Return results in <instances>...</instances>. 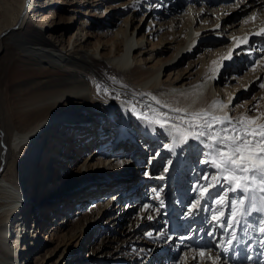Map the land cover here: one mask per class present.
Masks as SVG:
<instances>
[{
	"label": "bare ground",
	"instance_id": "bare-ground-1",
	"mask_svg": "<svg viewBox=\"0 0 264 264\" xmlns=\"http://www.w3.org/2000/svg\"><path fill=\"white\" fill-rule=\"evenodd\" d=\"M13 1L19 4L18 17L12 16V13H9L10 10L6 9L2 0H0V25L3 28L0 35V46L7 44L4 49L0 47V65L4 60L5 63L7 61L6 66L1 67V73L3 72V74H1L2 77L0 76V165L3 162L0 173V264H26L27 256L38 248L39 237L43 231L44 240L49 243H54V236L62 232V229L58 230L54 226L58 225L55 224V219L62 214L61 209H65L69 201L67 199L59 200L58 205L62 207L60 209L57 206L51 207L53 203L43 202L49 197V194L48 192L45 193V191L42 192L41 186L48 182L56 181V178H64L65 174L71 169V171L75 170L74 163H77V156L81 154V151L85 150L86 146H89L83 143L91 140L85 139L84 141V139H80L81 131L85 129L84 134L90 131L96 136V127L89 129L93 125L89 123L94 115L100 114L102 117H106L105 119L102 117L97 118H99L98 121L104 122L103 129L111 132L106 130L112 124H107L108 114L104 109L113 108L116 111L120 101L110 99L103 91L98 95L96 86L95 90L82 89L84 86L91 85L94 80L97 81V85L99 84L102 89L104 88L100 81L104 75L103 72L98 70L100 66H103L109 72L122 71L124 74L123 78L131 80L130 84H132L133 88L138 89L136 92L143 98L139 102H142L141 104L145 107L147 105L155 106L154 103L157 101V99L153 98L155 94L160 96L161 101L169 107L189 108L190 110L208 108L214 101L219 100L228 105L224 111L230 114V106L233 105L235 100V89L229 84L222 87H218L217 83L214 84L216 76L223 78L219 72L224 65L228 64L227 59L221 60V57L229 52H231L232 56L233 48L236 49L239 46H243L245 53L249 50L248 45L252 42L249 41L247 45L240 43L237 46V39L234 38L242 40L246 35L250 39L254 38L251 33L258 31L260 27H264V0H249V6H247L248 0H242L238 3L241 4V8L243 10L254 8L255 10L251 14L256 13L257 18L255 21L247 18L248 23L243 21L237 24L239 26L237 31L229 33L231 35V44L223 55L219 56L220 61H216L217 63L209 68L207 74H202L204 73L203 71L193 81H191V76L183 81V76L186 73L181 71L170 78L162 79V75L165 74V66H170L178 59L188 56L189 52L197 45L199 40L198 32L211 25L205 23L200 24L198 28H194L198 22L202 21L199 12L195 8L189 7L191 9L187 11V15L185 14V17L180 18L175 23V28L177 26L184 27L183 29L186 32L172 35V38H175L174 41L162 42L159 40L155 46L172 49L174 50L173 55L165 61L156 59L154 62L156 54L150 53L153 50L147 48L151 46L152 40L156 39L163 29L160 23L154 21L155 17L152 14L154 11H151L148 15H145V18L143 17L140 20L139 26L144 20L147 24L145 32L141 35L138 27L131 30L128 23L126 27L116 33L110 32L106 33L105 36H101L93 32V28L88 27V21L98 16L94 9L106 0ZM192 1L196 2L198 0ZM262 8L263 10H260ZM110 9L112 10V8H107V10ZM130 9H133V7ZM206 11H200V13H205ZM219 12L221 10H218V19L226 18V13L222 11L225 14L223 16ZM67 14H74V16H72V19L67 20L65 17ZM79 14L82 19L77 18ZM79 20L83 21L79 24ZM111 20H114V16L111 17ZM225 22L222 27L225 30H234V27H236L233 23ZM95 23L97 24L98 22L95 21ZM217 25L218 20L213 26L217 27ZM67 34H69V37L66 41ZM109 36L111 37L109 38ZM258 39L254 40V42H258V45L261 46L264 37H259ZM13 44L17 45L16 49ZM147 54L148 58L144 57ZM261 65L262 68L259 73L263 75L264 64ZM256 77L257 75L253 79ZM145 93L150 96V102L152 103L145 101L147 100L144 97L145 95H141ZM65 99H73L75 102L63 108L65 104L62 103ZM141 108L148 112L145 108ZM137 112L139 111L137 110ZM119 113L117 112L116 114L118 115ZM98 121H96L97 127H99ZM130 122L131 120H125L122 125L128 124L134 129L136 132V134L134 133L135 137L140 138L142 142L146 141L145 135L153 133V125L150 126L143 120L136 119ZM74 123L84 125V128L72 126ZM136 126L142 128L136 129ZM71 128L75 129V135H78V137H75L72 134L73 132L70 133ZM127 138L124 137L125 140H128ZM162 138H159V140H164V144L168 145L169 142L167 144V140ZM97 139V137L93 139L95 141L91 147V154L87 155L85 162L79 166L84 168L76 170V173L80 174L85 181H90L86 182L88 184L95 183L97 182L96 180L104 177H112L109 175L117 173L122 175L116 177L119 179L126 175V171L131 168L130 165L137 162L140 163L141 159H143V155L138 154L135 156L132 153L140 152L134 144L133 146H115L116 151L112 153L115 148L110 150L111 146L95 148L96 146L94 145ZM129 142L128 144L131 145L132 142ZM165 148L159 146L153 155L159 154L161 151L165 152L171 157L167 163H175L178 166L181 165V167L180 169L177 168L179 171H177L175 176L165 170L168 178L164 183H159L156 180L151 182V192L153 188V191L157 189V193L168 194L167 199L165 195L160 197L159 200L163 201V205L161 206L160 203V206L164 208V211H162L164 213L163 216L165 218L169 216V220H173L174 217L170 215L175 210L178 213L177 208H174L173 204L182 203L185 198L189 197H193L191 200L193 202L197 192L191 190L185 198H182L177 194L172 195L170 191L174 188H179V192H183L185 191L183 189L186 188L182 183H197L196 180H199V174L202 169L206 173L214 170L205 164L195 161L198 153L202 154L203 152V146L196 141H189L187 145L177 146L173 151ZM120 150L122 151L120 152L122 153V158L119 157L120 155H115ZM182 150H185L182 155L188 156V160L186 159L180 164L177 163V156L178 154L180 155ZM108 156L114 157L108 158ZM43 161H45L44 166ZM158 162L161 163V159ZM100 166H103L106 170L116 168L109 173L91 169ZM153 167L154 165L152 169ZM189 167H193L191 174L187 171ZM79 180L80 178L77 180L79 184L84 182V180ZM180 182L181 185L179 186ZM113 185L118 186L119 184L113 182L95 184L90 191L84 192L83 190L80 199L83 198L81 201H84L88 197L93 198L96 195L103 194L106 190L111 189L110 187ZM125 185L118 186L122 193L125 191ZM216 190L210 189L212 195ZM126 195L131 197V195L127 194V190L124 196ZM155 197V194H153L148 201H154ZM114 199L112 198L109 201L111 202ZM210 202L209 200L202 201L199 211L194 209L192 214L189 215L188 213L182 218L180 228L184 225L185 228L182 231L189 232V236L185 239L196 238L197 241L192 242V245L198 244L199 247H207L209 245L211 247L209 250L213 256L217 253L220 254L221 260L219 264H252L254 259L262 258L264 256V247L261 246L262 237L257 227L259 216L253 214L249 218L252 226L247 229H239L237 231L238 241L228 253H224L215 245L222 237L225 240L228 237L224 236L222 229L215 227L210 222V213L204 211V207L208 206ZM115 208L116 205L114 203L109 207L112 210ZM172 208H174V211H172ZM101 209L103 210L104 206ZM150 209V205L147 209L143 208L142 217L138 219L136 225L143 224V221L151 215ZM162 212L159 211L157 217L161 216ZM119 217V215L118 217L116 215L113 220L116 219L118 221ZM140 219L144 220L141 221ZM206 220L213 226L210 231L212 230L214 235L211 237L207 235L205 230V225L208 223ZM47 222L50 223L45 224ZM194 224L200 228L195 227ZM161 238V234L151 237V243L147 242L145 247L139 248L137 255L139 256L138 252L144 253L147 244L152 248L154 239L160 240ZM199 239H201L200 242H198ZM222 246L228 247L226 243ZM196 253L192 252V255ZM60 255L56 262H50L49 264H66L68 261L67 256H63L62 259ZM236 255H239L240 261L237 260ZM226 258L233 263L226 261ZM35 264H38V262ZM203 264H211V261L205 260Z\"/></svg>",
	"mask_w": 264,
	"mask_h": 264
},
{
	"label": "rangeland",
	"instance_id": "rangeland-1",
	"mask_svg": "<svg viewBox=\"0 0 264 264\" xmlns=\"http://www.w3.org/2000/svg\"><path fill=\"white\" fill-rule=\"evenodd\" d=\"M129 1V2H128ZM137 1V2H136ZM106 0L104 3L99 5L96 9V13L98 16L92 18L88 21V27L93 28V32L101 36H105L106 33L110 32H118L126 25L130 24V29L133 30L135 27H138L139 34H143L145 32L147 24L145 20L140 24V20L145 15H148L151 11H154L153 17H155L154 21L156 23H160L163 27L162 31L157 35L156 39L152 40L151 46H148L147 49L153 50L150 53H155V59L166 60L169 59L174 50L155 47L159 40L164 41H174L175 38H172V35H178L180 33L186 32L184 27L177 26L175 28V23L181 18L187 15V11L192 8H195L196 11L199 12L200 19L205 21L202 23L198 22L197 26L194 28H198L200 24H211L208 28L202 29L198 32L199 40L197 41L196 47L189 52V55L186 57H182L175 61L172 65L165 66L164 73L162 75V79L170 78L178 72L183 71L186 73L184 75V80H186L189 76H191V81H193L198 74H207L209 68L213 65L214 61H220L219 56L223 55L224 51L229 47L230 43V34L231 32L237 31L239 26L238 23L245 21L254 11V8H249L243 10L241 8V4H238L242 0ZM206 1V2H205ZM40 2H43L41 0ZM2 3L6 9H9L12 13V16L18 17V8L19 4L14 2L13 0H2ZM136 4V6H135ZM250 1H247V6H249ZM132 5V6H131ZM121 6V7H120ZM133 7V9H130ZM136 9H135V8ZM252 7V6H251ZM107 8H112V10H107ZM207 10V11H206ZM218 10H221L219 14L226 13V18L218 19L217 13ZM260 10H263L260 9ZM200 11H206L205 13H200ZM215 11V12H213ZM223 11V13H222ZM117 14H116V13ZM159 15V16H158ZM225 14H223L224 16ZM74 14H67L65 17L67 20L72 19ZM114 16V20H111V17ZM77 18L82 19V17L77 15ZM184 20V19H183ZM218 20V25L220 27H214L213 25ZM83 20H79L82 22ZM95 21L98 23L96 24ZM149 21V20H148ZM147 21V22H148ZM225 21L229 23L235 24L234 30L223 29ZM145 25V26H144ZM193 26V25H192ZM213 26V27H212ZM175 28V29H174ZM182 28V29H181ZM3 31V28L0 25V35ZM71 33V32H70ZM69 33V34H70ZM69 34L66 35L65 40L67 41ZM111 36H109L110 38ZM249 41L252 43L249 46V50L244 53L243 46H239L236 49L233 48V54L230 59H227L228 64L224 65L222 70L219 72L221 76H216L214 79V84H218V87L225 86L229 84L235 89L234 95V103L230 106V116L233 118L240 116L241 114L248 112L249 109L253 107V105L259 102V111L264 112V88H260V84L264 83V73L260 74V69L262 68L261 64H264V41L262 40V45H258V42H254V40L258 39V36H254ZM261 40V39H258ZM5 45V46H4ZM1 45V49L7 47V44ZM13 44V47L16 49L17 45ZM154 48H150V47ZM176 46V44H174ZM159 48V49H157ZM146 49V50H147ZM149 53V54H150ZM144 57L148 58V54L144 55ZM263 62V63H262ZM7 63V61H6ZM5 60L0 65V76L1 67L6 66ZM235 66H237L235 68ZM255 68V71H253ZM99 71L103 72V78L100 80L102 82V86L107 88L109 94H105L112 100L120 101V104L114 113L120 112L121 105H125L127 111L132 105H137V110L140 112L143 110L141 107L145 108L149 111L150 108H159L162 111L167 110V108H161V105H165L160 96L155 95L154 99H157L159 103H154L155 106L147 105V107L143 106L139 100L143 99L136 91L138 89L133 88L132 84H130L131 80L124 79V74L121 71L109 72L103 66H100ZM220 74V75H221ZM257 75L256 78L253 77ZM225 76V77H224ZM258 77L260 79H258ZM189 81V80H188ZM95 86H97V81L94 80L91 85L84 86L82 89L95 90ZM145 95L148 103L150 102V96L148 94ZM152 96V95H151ZM75 101L73 99H65L62 104L63 108H66L72 105ZM67 103V104H66ZM101 105V104H99ZM98 105V106H99ZM106 111V109H104ZM131 112V111H130ZM108 115L109 113L106 112ZM251 115H255V113H250ZM97 117H102V115L97 114L90 120H92L89 124H93L89 127H96L97 131L98 127L96 126V121L99 120ZM105 119L106 117H102ZM136 116L134 120H136ZM129 121V120H128ZM133 120H131L132 122ZM106 122V121H105ZM108 122V119H107ZM130 122V123H131ZM99 127H104V123L98 121ZM129 123V124H130ZM71 124V123H70ZM107 124H110L109 122ZM72 126H79L80 128H84V125L74 123ZM106 130L111 131V127ZM142 127L136 126V129H141ZM88 129V130H89ZM84 130V131H83ZM79 136L80 139H91L89 142L83 143L86 146L84 151H81V154L77 156V163L75 162V170H69L64 178H56V181L48 182L44 184L42 187V192H48L49 197L43 202H51L53 203L51 207H56L58 209L62 208L61 205H58V201L61 199H67L69 204L65 209H61L62 214L55 219L56 228L58 230L62 229L60 234L54 236V243H49L44 240L43 232L39 237V245L35 251L31 252L27 256L26 264H49L50 262H56L59 255L60 258L63 259V256H67L66 264H198L199 257L196 251L201 248L205 250L211 249L209 245L207 247H195L192 245V242L197 241L196 238H189L188 231H182L185 226L183 225L180 230L171 231L167 226L169 221V216H167V220L163 216L164 208L160 206L162 200H159L161 196L165 195L166 199L168 198V194L166 193H157V189L151 192V182L158 181L159 183H164V181L168 178L165 174V170L167 169L168 173L171 172L174 176L177 175V168L180 169L181 165L178 166L175 163H167L169 161V154L165 152H160L159 154H147L143 156L140 163H135L130 165L126 171V175L117 179L116 177L122 176L119 173L114 175H109L112 177H104L100 180H96L95 183H86L90 181H85L80 174L76 172L80 168L85 160L87 159V155L91 154V147L95 140H93L96 136L92 134L90 131L87 134H84L85 129H83ZM72 134H76L75 129L71 128L70 130ZM87 132V131H86ZM96 133V131H95ZM78 137V135H75ZM162 138V137H159ZM163 139V138H162ZM83 142V141H82ZM122 146H133V143L129 145L128 143H124ZM135 146V145H134ZM94 147V146H93ZM165 147L163 142L162 148ZM47 148V144H46ZM124 148V147H123ZM107 149V148H106ZM112 148L110 147V150ZM116 148L112 151L115 152ZM185 150H182L180 155L178 154V162L182 164L186 159L188 160V156L182 155ZM47 152V151H46ZM121 150L119 153H115V155H120L122 158ZM135 156L138 154L143 155L142 152H132ZM131 153V154H132ZM148 153V151H147ZM114 156H108V158H112ZM129 157V156H127ZM119 158V160H120ZM172 158H174L172 156ZM161 159V163L158 160ZM197 162L201 163L203 156L201 153H198L196 158ZM156 161L153 169H149L150 163L152 161ZM45 161H43L44 166ZM3 164V162H2ZM2 164L0 165V173L2 171ZM203 164V163H202ZM156 167V168H155ZM116 167H114L115 169ZM95 171L109 173L113 170H106L103 166L97 168H91ZM77 170V171H76ZM193 167L187 168L189 174H191ZM73 173H76L74 176H71ZM206 173L203 171L199 174V180L201 176ZM209 173V172H208ZM165 174V175H164ZM94 175V174H93ZM96 175V173H95ZM165 176V177H164ZM77 177V178H76ZM160 177H164L162 180H159ZM79 181L84 180V182L77 183ZM87 179V178H85ZM199 180H196L197 182ZM93 181V180H92ZM187 181V180H186ZM116 183L119 185H124L125 191L127 190V194L131 195V197L124 196V193L120 191V187L117 185H113L110 187L111 189L106 190L103 194L96 195L91 198L88 197L86 200L80 199L82 191L88 192L95 186V184L101 183ZM86 183V184H84ZM186 189L185 191L179 192V188H174L170 192L172 195H179L182 198H185L187 194H189L194 187L195 182H186L182 183ZM181 185V182L179 186ZM130 186V187H129ZM129 187V188H128ZM132 188V189H131ZM133 189H135L133 191ZM155 189V188H154ZM133 191V192H132ZM218 189L213 193V196L216 195ZM155 194V200L149 202L148 199L151 198ZM158 194V195H157ZM79 197V198H78ZM139 197V198H138ZM112 198H115L111 202ZM118 198V199H117ZM135 198V200H133ZM138 198V199H137ZM193 198V197H192ZM192 198H185L182 203L173 204L174 208H177L178 213L174 211L170 216L176 217L174 222L177 224H181L182 218L188 214L187 209L192 203ZM86 201V202H85ZM109 201V202H108ZM176 201V200H174ZM211 200H209L210 202ZM55 202V203H54ZM116 205L114 210L109 209L111 204ZM151 206V217L152 219H140L143 221V224L136 225L138 219L142 217V210L144 205ZM211 204V202H210ZM209 204V205H210ZM104 206V211L101 207ZM207 206V205H206ZM106 207V208H105ZM64 210V211H63ZM161 213L157 217V213ZM145 213V212H144ZM119 217V220H113L115 217ZM190 215V214H189ZM113 217V218H112ZM169 220V221H168ZM47 222L45 224H49ZM167 223V224H166ZM31 224V223H29ZM69 224V225H68ZM67 225V226H66ZM195 227L200 228L198 225L194 224ZM184 230V229H183ZM210 229L207 230V233ZM151 233V235H149ZM162 238L154 239L153 247L151 248L147 244L146 250L143 252L137 251L139 248L145 247L147 242L151 243V237H156L158 234H162ZM64 235V238H63ZM193 235V233H192ZM50 237V235H48ZM47 237V238H49ZM191 239V241H189ZM195 239V240H193ZM201 239L198 240L200 242ZM152 245V244H151ZM149 247V248H148ZM192 252L196 253L192 255ZM196 256V259L192 257ZM36 257H38L36 259ZM186 257V260L183 259ZM226 261L231 262L226 258Z\"/></svg>",
	"mask_w": 264,
	"mask_h": 264
},
{
	"label": "snow or ice",
	"instance_id": "snow-or-ice-1",
	"mask_svg": "<svg viewBox=\"0 0 264 264\" xmlns=\"http://www.w3.org/2000/svg\"><path fill=\"white\" fill-rule=\"evenodd\" d=\"M256 18V13H252L248 20L255 21ZM251 35L264 37V27ZM234 39H237L239 46L240 43L247 45L250 37L246 35L242 40ZM230 58L231 52L221 57V60ZM259 86L264 88V83ZM96 87L98 95L101 91L109 94L107 88L102 89L99 84ZM227 107L228 105L217 100L208 108L198 110L167 105H161L167 111L150 108L148 112H137V105L129 108L137 119L150 126H158L171 136L172 143L165 145L169 151L177 146L187 145L189 141H196L203 146L201 163L214 171L204 173L194 185L192 190L197 195L187 212L192 214L194 209L199 211L202 201L211 200V204L204 207V211L210 213V222L222 229L224 236L228 237L227 240L222 237L215 245L224 253H228L238 241L239 229L252 226L249 218L253 214L259 216L257 227L262 237L261 246L264 247V112L259 111L257 102L248 112L233 118L224 111ZM210 189H218L215 196ZM148 207L149 205H144L145 209ZM148 219L152 217L148 216ZM207 235L211 237L214 233L209 231ZM225 243L228 247L222 246ZM193 251L199 257L198 264H203L205 260L211 261V264H219L221 260L219 253L213 256L210 250L201 248ZM192 258L196 259V256ZM183 259L186 260V257Z\"/></svg>",
	"mask_w": 264,
	"mask_h": 264
}]
</instances>
